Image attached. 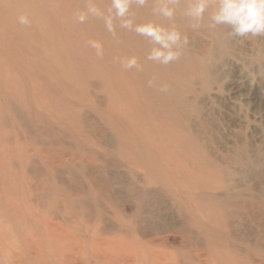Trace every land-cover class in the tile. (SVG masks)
<instances>
[{"label": "rangeland", "instance_id": "rangeland-1", "mask_svg": "<svg viewBox=\"0 0 264 264\" xmlns=\"http://www.w3.org/2000/svg\"><path fill=\"white\" fill-rule=\"evenodd\" d=\"M184 6L160 65L85 0H0V264H264V36Z\"/></svg>", "mask_w": 264, "mask_h": 264}, {"label": "clouds", "instance_id": "clouds-1", "mask_svg": "<svg viewBox=\"0 0 264 264\" xmlns=\"http://www.w3.org/2000/svg\"><path fill=\"white\" fill-rule=\"evenodd\" d=\"M148 3L149 0H109L105 9L99 0H85V8L75 12L74 17L81 24L89 17L102 20L106 30L113 35L118 24L120 29L147 38L152 44L147 59L160 65L178 60L189 42L173 22L181 4L185 5L182 15L194 29L207 20L209 28L225 26L234 38L264 36V0H152L155 19L137 22L133 5L143 8ZM19 22L28 24V17L21 16ZM87 45L95 50L98 57L103 56L104 46L100 40H88ZM120 63L126 69L140 67L136 56L124 58ZM149 84L151 86L152 82Z\"/></svg>", "mask_w": 264, "mask_h": 264}, {"label": "bare ground", "instance_id": "bare-ground-1", "mask_svg": "<svg viewBox=\"0 0 264 264\" xmlns=\"http://www.w3.org/2000/svg\"><path fill=\"white\" fill-rule=\"evenodd\" d=\"M99 4H100V6L102 7V8H107L108 7V4H109V0H99ZM133 7H136L135 5H133ZM134 9H132V11H133ZM99 20V19H98ZM101 21V20H100ZM102 23H103V21L100 23L101 25H102ZM103 25H104V23H103ZM168 149L167 148H165L164 146L163 147H161V148H159V151H158V156L159 157H161V155H163V157H162V159L164 160V158L166 157V155H167V153L166 152H168L167 151ZM166 159V158H165ZM157 163H159V161H157ZM159 168H160V165H159ZM168 170V168H166V169H163L162 171H167Z\"/></svg>", "mask_w": 264, "mask_h": 264}]
</instances>
